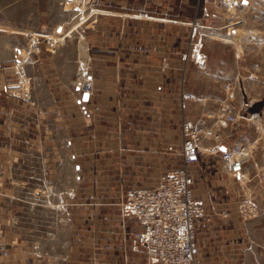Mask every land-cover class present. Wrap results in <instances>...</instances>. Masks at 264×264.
<instances>
[{"label":"crops","instance_id":"crops-1","mask_svg":"<svg viewBox=\"0 0 264 264\" xmlns=\"http://www.w3.org/2000/svg\"><path fill=\"white\" fill-rule=\"evenodd\" d=\"M62 1L36 9L26 8L25 3L0 4V65L21 68L28 57V76L37 87L32 105L46 117L58 112L65 149L59 158L70 164L72 176L57 201L44 200V229H39L37 220L28 232L24 228L19 234L15 217L12 255L7 260L0 256V264H103V252L112 257L118 250L102 245V216L100 211L96 214V206L103 203L102 187L112 197L105 204L124 207L127 191L155 189L162 174L182 165L183 116L204 124L224 122L214 104L224 95L216 93L205 72L207 64L199 57H190L186 63L182 55V30L188 29L190 19L168 16L166 7L123 16L94 12L124 19L125 33L123 39L111 25L95 24L101 27L99 31L108 30L104 36L94 32L88 41L93 49L87 55L85 32L96 28H87L86 14L78 5L83 0H69L68 8V0ZM87 79L93 93L84 101L81 86ZM206 155L221 165L219 172L206 168L212 172L208 178L212 193L208 192L206 205L222 213L209 209L212 214L204 221L208 234L199 244L197 264H264V240L248 231L253 224L238 214V202L226 212L227 204L219 198L227 192V174L218 157ZM195 165L191 168L194 176L198 172ZM194 194L198 198L195 183ZM85 205H92L93 211L79 213ZM71 206L77 208L75 213ZM54 209L56 215L48 216ZM109 218L126 225L134 222L135 226L127 225L131 232L141 229L132 216ZM244 226L247 230L239 231L238 238L229 232ZM238 246L240 255L235 251ZM123 249L129 250L131 264H149L143 251L133 252L130 246Z\"/></svg>","mask_w":264,"mask_h":264},{"label":"rangeland","instance_id":"rangeland-1","mask_svg":"<svg viewBox=\"0 0 264 264\" xmlns=\"http://www.w3.org/2000/svg\"><path fill=\"white\" fill-rule=\"evenodd\" d=\"M70 1L66 2L67 8L71 7ZM52 2L53 0H0L1 5L21 6L25 3L24 6L30 9L51 7ZM78 5L86 14L87 28H94L97 23L102 26L111 25L123 39L124 19L110 15L100 17L93 15L94 12L108 14L113 11L123 16L126 12L142 14L156 7H166L168 16H179L185 21L190 19L188 29L182 30V55L185 62L190 57L199 56L204 60L207 64L205 72L213 82L216 93L224 95L222 101L214 102L215 109L218 108L221 115V108L231 105L237 119L235 123L224 121L222 124L194 121L203 127L216 125L224 144L227 147L240 146L246 160L245 172L240 182L235 184L234 177L224 176L229 181L227 192L224 191L219 200L226 202V212L246 197L257 202L260 212L256 218L247 221L253 224L248 231L255 238L264 240V0H83ZM95 28L96 31L87 29L85 32L87 55L93 49L88 46V41L93 38L94 32H101L104 36V32L108 30L104 27L101 31V27ZM90 64L87 59V68ZM30 69L27 56L26 63L21 68L10 69L0 65V256L6 260L12 255L10 239L15 234V217L18 220L19 234L23 233L24 228L28 232L30 226L37 224V220L41 222L39 229H44V200L49 197V200L57 201L61 197V191L71 183L72 177L69 173L70 164L59 158L60 152L65 149L60 121L57 119L58 112L46 117L45 113L37 111L32 105L36 100L37 87L33 86L28 76ZM88 73L87 69V78L90 75ZM86 82L91 84L93 90L92 82L88 79ZM54 98L59 102L60 97ZM251 115L255 117L251 119ZM205 148L195 165L198 171L195 175L200 177L196 178L192 173L195 177L196 199L203 203L206 211L199 232V244L207 238L204 221L212 214L209 210L211 207L206 205L207 194L212 193L208 179L212 177V172L211 169L206 172V168L209 166L215 172L221 171L217 158L208 157ZM103 189L104 187L100 192L103 203L96 206V214L100 211L102 216V245L118 250L112 257L103 252V264H131L129 250L123 248L131 247L138 229L131 232L128 226L136 224L127 223V226L126 222L116 223L108 219V216L131 218L132 215L125 210L128 191L124 207L117 208L104 203L112 197ZM32 208L34 212L31 213ZM69 208L74 213L77 211L76 207ZM79 210L81 214H89V211H93V206L85 205ZM212 211L214 214L222 213L220 208ZM56 213L54 209L47 215L53 217ZM31 214L34 215L33 220L30 219ZM245 227L234 228L229 232L238 238L239 231L242 234L247 230ZM228 240H231L229 235ZM231 251H234L233 248ZM235 251L240 255L241 247Z\"/></svg>","mask_w":264,"mask_h":264},{"label":"built area","instance_id":"built-area-1","mask_svg":"<svg viewBox=\"0 0 264 264\" xmlns=\"http://www.w3.org/2000/svg\"><path fill=\"white\" fill-rule=\"evenodd\" d=\"M226 89L229 90L228 86ZM89 96L92 86H81ZM188 98L183 94V100ZM226 105L221 108L226 123H235L236 114ZM255 115H251V119ZM182 165L160 176L155 189L135 187L128 191L125 210L141 229L131 243L135 252L143 251L149 264H197L200 254L199 232L206 217L205 207L194 194L192 166L199 162L201 151L220 160L228 176L240 182L246 160L240 146L227 147L216 125L203 127L199 122L182 119ZM238 214L244 220L258 216L260 207L251 198L237 203Z\"/></svg>","mask_w":264,"mask_h":264},{"label":"water","instance_id":"water-1","mask_svg":"<svg viewBox=\"0 0 264 264\" xmlns=\"http://www.w3.org/2000/svg\"><path fill=\"white\" fill-rule=\"evenodd\" d=\"M87 97V98H86ZM88 99H89V94L88 93H84V95H83V100L84 101H88Z\"/></svg>","mask_w":264,"mask_h":264},{"label":"bare ground","instance_id":"bare-ground-1","mask_svg":"<svg viewBox=\"0 0 264 264\" xmlns=\"http://www.w3.org/2000/svg\"><path fill=\"white\" fill-rule=\"evenodd\" d=\"M72 2L74 1V2H77L76 0H71ZM193 26V25H192ZM237 34V33H236ZM239 34V33H238ZM228 38H230V37H228ZM197 53V52H196ZM198 55V54H197ZM88 57V56H87ZM200 57V56H199ZM198 58V57H197Z\"/></svg>","mask_w":264,"mask_h":264},{"label":"snow or ice","instance_id":"snow-or-ice-1","mask_svg":"<svg viewBox=\"0 0 264 264\" xmlns=\"http://www.w3.org/2000/svg\"><path fill=\"white\" fill-rule=\"evenodd\" d=\"M87 98V97H86Z\"/></svg>","mask_w":264,"mask_h":264}]
</instances>
